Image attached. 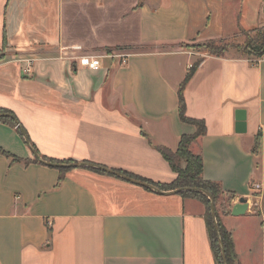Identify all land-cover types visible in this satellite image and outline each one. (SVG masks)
Segmentation results:
<instances>
[{"label": "crops", "instance_id": "crops-1", "mask_svg": "<svg viewBox=\"0 0 264 264\" xmlns=\"http://www.w3.org/2000/svg\"><path fill=\"white\" fill-rule=\"evenodd\" d=\"M223 4L0 0V115L12 118L0 117L13 122L0 121V264H214L197 200L87 167L60 172L31 151L170 184L176 174L155 147L174 151L196 131L179 118L177 91L198 57L183 89L184 116L205 126L192 151L231 206L249 202L222 224L240 264H264V60L189 48L264 26L260 16L226 26ZM22 56L35 59L28 75Z\"/></svg>", "mask_w": 264, "mask_h": 264}, {"label": "trees", "instance_id": "trees-1", "mask_svg": "<svg viewBox=\"0 0 264 264\" xmlns=\"http://www.w3.org/2000/svg\"><path fill=\"white\" fill-rule=\"evenodd\" d=\"M212 42L213 41L203 44L192 45L189 48H196L198 52H207L206 55L214 57H224L230 51L229 49H231L226 45L225 40H218V43L216 45L212 44ZM235 49L238 50L242 56H247L253 59L261 58L264 55V28L261 31L257 32L253 39L246 42V44H244L241 50L238 49V47ZM200 61L201 58H198L197 61L190 66L189 71L187 72L183 82L181 83L177 91L179 118L184 123L192 124L196 128L195 133L192 135L181 136L178 141V145L174 151L168 150L164 147H155V149L161 154L164 160L169 164L171 170L176 174V178L170 184H155L151 181L138 178L122 171L118 172L128 178L150 184L160 191H171L179 188H195L207 192V194L214 200L215 216L219 228L218 235L215 232L214 224L210 213L209 198L204 194L195 192H181L178 194L181 195L183 198L195 199L204 206V219L206 231L213 255L214 264H224L218 239L221 240L222 247L224 249L226 264H240L234 250L232 235L222 224V217L227 216L230 213V210L225 207H222V209L219 210L216 206L221 195L226 196L230 205L235 199V196L232 193L222 191L219 184L209 182L203 179L201 155L200 153H194L192 151V147L196 146L197 140L204 135L205 126L203 121L201 120H194L184 116L185 105L183 99V89L187 81L191 78L195 68L197 67ZM0 121H9L13 124L12 121L3 117H0ZM43 159L53 164L69 163L65 161L60 162L48 158ZM34 161H36V159H34ZM86 169L100 174H107L91 168ZM59 170L60 172H65L67 171V168H61Z\"/></svg>", "mask_w": 264, "mask_h": 264}, {"label": "rangeland", "instance_id": "rangeland-1", "mask_svg": "<svg viewBox=\"0 0 264 264\" xmlns=\"http://www.w3.org/2000/svg\"><path fill=\"white\" fill-rule=\"evenodd\" d=\"M264 0H224L223 4V17L226 23V26H228L229 22L232 20L231 18H238V21L241 24L256 22L259 16L264 20ZM208 13L213 15V12H211L210 8H208ZM264 28V26L255 29L250 32H244L238 34L234 38H230L228 40H225L226 45L231 48L230 51L227 53V55L231 54H240L238 50L235 48L238 47V49L241 50V48L246 44V42L250 41L255 37L257 32L261 31ZM213 41L212 44L216 45L218 43V40H209L205 41L204 43ZM197 44H203V42H198L193 45ZM191 51H196V53H199L200 55L207 54V52H198L196 48H192ZM187 57L188 56H178L176 57L177 63L180 64V66L185 67L187 64ZM199 58V57H198ZM239 200V199H238ZM246 200V199H245ZM254 203H252V214H257L259 212V204L254 199ZM262 205L264 206V199L261 200ZM217 208L219 210L222 209V207L228 208L230 210L231 205L228 202V199L226 196L221 195L219 197V200L217 202Z\"/></svg>", "mask_w": 264, "mask_h": 264}, {"label": "water", "instance_id": "water-1", "mask_svg": "<svg viewBox=\"0 0 264 264\" xmlns=\"http://www.w3.org/2000/svg\"><path fill=\"white\" fill-rule=\"evenodd\" d=\"M0 116H6V117L12 118L11 116L6 115V114H1ZM20 131H21L22 135L24 136L27 145L30 146V144H29V142L27 140V137H26L24 131L22 129H20ZM31 151L34 154V157L39 162H41L43 164L53 165V166H56V167H64V168H70V167H87V168L95 169V170H98V171H101V172H104V173H107V174H110V175L119 177V178H121V179H123V180H125L127 182L132 183V184H137V185H139L141 187H144L146 189L152 190V191H154V192H156L158 194L170 195V194H178V193H181V192H195V193L204 194L210 200V213H211L212 221H213V224H214V229H215L216 234L217 235L219 234V228H218L217 221H216V216H215L214 200L207 194V192H205L203 190L195 189V188H179V189H175V190H171V191H160L156 187H154V186H152L150 184H147V183H144V182H138L136 180H133L131 178H128V177L120 174L117 171L109 170L107 168L100 167V166H96V165H92V164H86V163H76V164H51L49 162L44 161L38 154H36L34 152V150H32V148H31ZM247 209H248L247 200H245L243 198H240L236 204H234L233 206H231V208H230V215L231 216H240V215H243L247 211ZM218 243H219V246H220V251H221V254H222L223 262H224V264H226L225 256H224V249L222 247V243H221V240L220 239H218Z\"/></svg>", "mask_w": 264, "mask_h": 264}, {"label": "built area", "instance_id": "built-area-1", "mask_svg": "<svg viewBox=\"0 0 264 264\" xmlns=\"http://www.w3.org/2000/svg\"><path fill=\"white\" fill-rule=\"evenodd\" d=\"M72 50H75V51H79L80 48L79 47H72L71 48ZM77 60H78V63L80 66L84 67V68H87L89 70H98L100 68V62L97 58L95 57H89V56H79V57H75ZM73 58V59H75ZM34 58L32 57H26V56H22V57H19L17 58V62L19 63H23L24 64V67L22 69V73L24 75H28L30 72H31V69H32V65H33V62H34ZM258 61L259 60H264V55L257 59ZM261 131L264 133V128L261 129ZM251 189L252 190H255L257 189V185L255 184H251ZM247 203H249L247 201ZM248 209H249V204H248Z\"/></svg>", "mask_w": 264, "mask_h": 264}]
</instances>
